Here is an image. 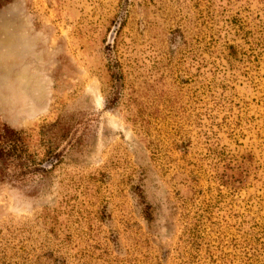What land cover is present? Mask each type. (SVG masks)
<instances>
[{"label": "rangeland", "instance_id": "1", "mask_svg": "<svg viewBox=\"0 0 264 264\" xmlns=\"http://www.w3.org/2000/svg\"><path fill=\"white\" fill-rule=\"evenodd\" d=\"M0 122V264H264V0H0Z\"/></svg>", "mask_w": 264, "mask_h": 264}, {"label": "trees", "instance_id": "2", "mask_svg": "<svg viewBox=\"0 0 264 264\" xmlns=\"http://www.w3.org/2000/svg\"><path fill=\"white\" fill-rule=\"evenodd\" d=\"M0 134H1V137H0V153L4 151V148H3V146H1V144L7 145V143H9L12 150H17V146H18L17 145L18 144L17 137L19 134L17 131L10 129L7 125H5V123L0 122ZM9 135L11 137V138H9V141L12 143L4 141L5 140L4 138L6 136L8 137ZM23 167H26V166H23ZM20 168H22V167H20Z\"/></svg>", "mask_w": 264, "mask_h": 264}]
</instances>
